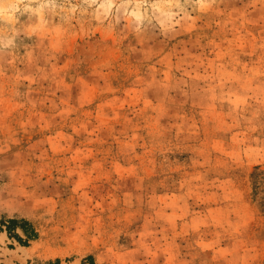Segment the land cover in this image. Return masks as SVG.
Listing matches in <instances>:
<instances>
[{"label":"rangeland","instance_id":"rangeland-1","mask_svg":"<svg viewBox=\"0 0 264 264\" xmlns=\"http://www.w3.org/2000/svg\"><path fill=\"white\" fill-rule=\"evenodd\" d=\"M1 219L0 264H264V0H0Z\"/></svg>","mask_w":264,"mask_h":264},{"label":"trees","instance_id":"trees-1","mask_svg":"<svg viewBox=\"0 0 264 264\" xmlns=\"http://www.w3.org/2000/svg\"><path fill=\"white\" fill-rule=\"evenodd\" d=\"M21 229L26 236L24 240L18 233L17 230ZM6 231L11 238L17 239L20 243L26 244L28 241L37 238L38 233L34 227L24 219H10L0 221V233Z\"/></svg>","mask_w":264,"mask_h":264}]
</instances>
